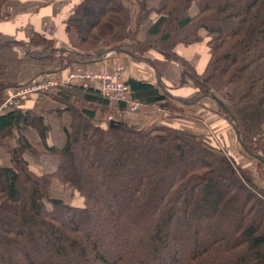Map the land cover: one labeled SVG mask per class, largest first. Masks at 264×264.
Here are the masks:
<instances>
[{
    "label": "trees",
    "instance_id": "1",
    "mask_svg": "<svg viewBox=\"0 0 264 264\" xmlns=\"http://www.w3.org/2000/svg\"><path fill=\"white\" fill-rule=\"evenodd\" d=\"M5 3L0 0V21L6 18ZM139 5L132 29L123 0H81L65 21L66 30L77 34L70 50L55 48L37 33L27 44L0 35V104L4 92L18 86L26 66L58 74L100 60L109 51L142 60L152 50L182 66L180 86L190 83L197 90L186 102L198 103L211 91L226 93L228 104L218 103V113L236 129L257 169L264 167V0H160L151 10L143 1ZM193 5L197 12L190 16ZM152 12L157 19L139 41L138 30ZM202 32L210 59L197 75L174 50L201 43ZM124 83L139 109L169 98L160 81L158 87ZM58 88L56 100L71 116L62 149L45 144L48 127L37 114L14 109L0 116V147L10 159V167H0V264L14 259L17 264H264V189L254 183L250 170L188 131L135 130L115 121L101 128L94 124L93 110L78 112L70 101L108 105V100L91 87ZM118 104L129 110L124 102ZM29 128L38 132L46 154L57 158L52 174L38 176L30 170L24 153L40 154L23 134ZM8 137L15 139L14 148L6 147ZM113 144L126 149L106 169H95L103 147ZM75 149L85 155L81 164L88 167L90 181L77 173ZM144 165L146 171L138 170ZM156 170L164 174L148 173ZM54 178L73 188L83 206L53 199Z\"/></svg>",
    "mask_w": 264,
    "mask_h": 264
},
{
    "label": "crops",
    "instance_id": "2",
    "mask_svg": "<svg viewBox=\"0 0 264 264\" xmlns=\"http://www.w3.org/2000/svg\"><path fill=\"white\" fill-rule=\"evenodd\" d=\"M80 2L81 0H6V18L0 21V35L27 44L31 34L37 33L43 38L51 40L55 48L70 50L71 46L77 42V34L73 29L66 30L65 21ZM158 3L159 0L147 1L148 6L153 9ZM136 16L137 8L135 7L131 17L132 29H135ZM151 20L153 19L151 18ZM145 28L144 25H141L138 30L137 39L139 41H143L145 38ZM175 52L191 65L197 75H201L205 71L210 57L205 41L189 47L179 45ZM18 53L22 56L24 52L18 50ZM116 68H121L123 82L136 80L158 87V81H160L164 85L170 100L156 102L149 107L140 108L136 112L126 111L127 108L118 103L110 102L108 105H96L88 101L83 102L84 105L93 106L95 112L101 114L103 121H124V123L139 130L150 126L184 130L202 136L212 148L218 146L231 154H234V151L240 152L241 145L235 130L229 122L217 114V104L221 103L220 98L213 95L209 98H203L198 103L186 102V100L194 97L197 90L190 83L180 86L182 66L166 60L158 52L148 51L142 60H138L125 52H113L100 60L71 65L66 71L56 75L61 79H66L68 74L79 70L100 71L107 69L112 71ZM43 71L38 66L24 67L20 74L19 84L35 80L38 76L43 75ZM14 90H6L4 92L5 99L12 97ZM59 91L60 88H55L50 93L15 99L13 100L14 105H11L9 111L20 109L42 117L44 124L48 127L45 133V144L62 149L66 143L65 128H69L71 116L68 112H64L65 105L56 100V97L60 98L58 96ZM167 102L170 103L169 108L175 110L174 112L166 107ZM59 110L61 111L58 112ZM23 134L30 145L40 154L34 156L30 152L24 153L30 170L36 175H43L47 172L53 173L57 167V158L46 154L38 132L29 128L24 130ZM5 145L7 148H14L16 146L15 139H6ZM2 150L4 149L0 147V167H10L9 154L4 155ZM240 161L244 168L252 172L255 183L264 189V174L260 170L258 171L257 166L248 161L247 157Z\"/></svg>",
    "mask_w": 264,
    "mask_h": 264
},
{
    "label": "rangeland",
    "instance_id": "3",
    "mask_svg": "<svg viewBox=\"0 0 264 264\" xmlns=\"http://www.w3.org/2000/svg\"><path fill=\"white\" fill-rule=\"evenodd\" d=\"M127 5H128V7H129V10H130V16L132 17V10L136 7L137 8V14H138V12H139V10H140V5H139V3L141 2V1H143V2H145L146 3V5H147V7H146V9H148V10H151V9H153V8H150L149 6H148V4H147V1L148 0H123ZM151 1V0H150ZM159 2H160V0H159ZM159 6V3H158V5H156V8ZM155 8V9H156ZM196 12H197V9H196V7L193 5L192 6V8L190 9V11H189V14H190V16H194L195 14H196ZM151 18L153 19V20H151ZM132 19V18H131ZM136 19V18H135ZM157 19V15L155 14V12H152L151 13V15H150V17H149V19L143 24L145 27H147L149 24L148 23H153L155 20ZM132 21V20H131ZM142 25V26H143ZM146 29V28H145ZM202 38H203V41L201 42V43H203L204 41H205V43L207 42V39L205 38V34L202 32V34L200 35ZM198 44H200V43H198ZM195 45V44H194ZM179 46V45H178ZM181 46H183V45H181ZM191 46H193V45H191ZM72 47V46H71ZM184 47H186V46H184ZM187 47H189V46H187ZM206 47L208 48V46L206 45ZM176 49V48H175ZM18 50H20V49H18ZM73 51V50H72ZM175 51V50H174ZM110 52V51H109ZM208 52H209V54H210V51H209V48H208ZM176 53V52H175ZM57 56H59V55H57ZM109 56V55H108ZM180 57V56H179ZM102 58H104V57H102ZM144 58V57H143ZM209 59H210V57H209ZM208 62H209V60H208ZM208 64V63H207ZM33 66V65H32ZM191 66V65H190ZM38 67H40V66H38ZM40 68H42V67H40ZM54 68H57V65L55 64V66H54ZM43 69V68H42ZM44 70V69H43ZM22 71V70H21ZM64 71H66V70H64ZM94 71H96V70H91V69H89V70H79V71H76V72H74V73H72V74H74V75H76L77 77L78 76H80L81 74H84V72H94ZM63 72V71H62ZM21 74V73H20ZM40 78H48V79H50V80H53V79H55V80H58V85L55 87V88H58V86L59 85H74V84H79V85H82V83L81 82H79V80H76V81H73V80H71L70 79V74H68L67 76H66V79L64 78V79H61L58 75H56V74H48V73H44V71H43V75H40V76H38L37 78H35V80L36 79H40ZM26 82H29V81H26ZM26 82H24V83H26ZM20 83V75H19V79H18V86L16 87V88H18L20 85H22V84H19ZM23 83V84H24ZM92 86V85H91ZM90 87V86H89ZM16 88H12V89H16ZM55 88H53V89H55ZM53 89H51L49 92H46V93H50ZM14 93H15V90H14ZM211 93V97L213 96V95H216L218 98H220V102L223 104V105H227L228 104V100H227V97H226V93H223V92H214V91H211L210 92ZM42 94H45V93H42ZM131 96V95H130ZM5 97V96H4ZM206 98H209V97H206ZM8 99H5L4 101H3V103L4 102H6ZM168 100H170L169 98H167V101ZM113 103H115V102H113ZM1 105V104H0ZM12 105H14L13 104V101H12ZM71 106H73L74 108H76V110L78 111V112H81L82 110H84V109H88V110H93L94 111V114H95V116H94V124H96L97 126H99V127H101V128H105L106 127V125H107V123L108 122H105V121H103L102 120V117H101V114H99V113H97V112H95V109H94V107H90V106H88V105H84L83 103H81V102H76V101H72V103L70 104ZM76 106V107H75ZM218 108H219V105L217 104V114L220 116V114L218 113ZM96 114H97V118H96ZM222 119H224L222 116H220ZM225 120V119H224ZM110 122V121H109ZM116 122V121H115ZM119 122H123L124 123V121H119ZM228 122V121H227ZM128 125V124H127ZM129 126V125H128ZM130 128H132V129H134L133 127H131V126H129ZM154 128H157V130H158V132L160 131L161 132V130H159L160 128H163V126H161V127H157V126H150V127H148V128H144V129H154ZM169 128V127H168ZM135 130H139V129H135ZM141 130V129H140ZM235 130V132H236V129H234ZM159 132V133H160ZM236 134H238L237 132H236ZM200 138H202V140L206 143V141H205V139H203V137L202 136H199ZM8 138H10V137H8ZM8 138H6V139H8ZM6 139H5V141H6ZM14 139V138H13ZM16 142V141H15ZM240 143V142H239ZM209 147H211L208 143H206ZM3 148V147H2ZM212 148V147H211ZM241 149H240V152H237V151H234V154H231V153H229L228 151H226L224 148H220V147H213V149L215 150V151H220V150H223V151H226V152H228L235 160H236V162L240 165V166H242L241 165V159H244L245 157H247L248 158V161H250V162H253L256 166H257V160L256 159H254V158H251V157H249L247 154H246V152L245 151H243V148H242V146L240 147ZM4 149V148H3ZM125 150L126 149V147H124V146H122L121 144H113L112 145V148H110V149H106V148H104L103 147V150H101V154L98 156V158H99V161H100V165L99 166H97V167H95V169H98V167L99 168H107L108 167V163H110V162H112V161H114V159H115V156H117V154H118V151H121V150ZM5 150V149H4ZM4 150H2V153L4 154V155H8L7 154V152L6 151H4ZM50 156V155H49ZM48 156V157H49ZM242 157H244V158H242ZM74 158H75V163H76V166H77V173L79 174V175H82V177L86 180V181H90L89 179H90V171L88 170V167L85 165H83L82 166V164H81V161L82 160H84V158H85V155H83V153H80L77 149H75V152H74ZM189 160V157H187L183 162H187ZM131 164L132 165H136L135 164V162H131ZM9 166H10V164H9ZM145 166H147V165H144L142 168H140V167H138V170H142L141 172H143V171H146L148 168L147 167H145ZM243 167V166H242ZM244 168V167H243ZM132 166L131 165H129L128 163H127V167H126V172H129V174L130 175H132V173H130L131 171H132ZM153 169V168H152ZM245 169H247V168H245ZM155 170V169H154ZM248 170V169H247ZM258 171L260 170V172H262L263 174H264V167H262L261 169H257ZM157 172V170L154 172V173H151V172H148V173H150V175H154L155 173ZM92 173V172H91ZM49 174H52V173H43V175H49ZM164 173H161V172H157V175H163ZM38 176H42V175H38ZM140 177H142V173H140L139 175H134V178L135 179H138V178H140ZM162 177V176H161ZM82 179V178H81ZM256 182H258V180L256 179ZM126 182H122L121 184H125ZM220 183V182H219ZM254 183H255V181H254ZM256 184V183H255ZM260 184V183H259ZM257 185V184H256ZM258 186V185H257ZM21 187V186H20ZM92 188L94 187V186H91ZM125 187H126V185H125ZM127 187H128V185H127ZM259 187V186H258ZM220 190H223L224 189V184H219V187H218ZM260 188V187H259ZM21 189H22V187H21ZM262 189V188H261ZM50 196L53 198V199H59V200H61V201H63L66 205H68V206H71V207H77V208H79V207H82L83 206V202H82V199H81V197L79 196V194L73 189V188H71L70 186H68V185H62L57 179H52V183H51V191H50ZM15 222V221H14ZM16 222L18 223V220H16ZM12 227H16V223H14L13 225H11ZM128 228H130L131 226L130 225H128L127 226ZM4 232V231H3ZM176 237V239H178V236H175ZM214 237V236H213ZM212 238V237H211ZM211 238H209V239H211ZM37 239V236L35 237V240ZM177 242H179L180 243V241H178V240H176ZM38 242V240H36V243ZM182 244V243H181ZM40 246V245H39ZM29 246H27V248H28ZM0 254H3V251L0 249ZM17 262H18V260L17 259H14L13 260V264H17Z\"/></svg>",
    "mask_w": 264,
    "mask_h": 264
},
{
    "label": "built area",
    "instance_id": "4",
    "mask_svg": "<svg viewBox=\"0 0 264 264\" xmlns=\"http://www.w3.org/2000/svg\"><path fill=\"white\" fill-rule=\"evenodd\" d=\"M121 71V68H116L112 71L103 69L94 72H84L78 77L70 74V79L73 81L79 80L84 88L92 87L99 92L102 98L109 102H124L131 112H136L139 109V104L130 99L131 92L121 79ZM58 83V80L55 79L40 78L20 85L15 89L13 96L0 105V116L9 111L13 100L49 92Z\"/></svg>",
    "mask_w": 264,
    "mask_h": 264
},
{
    "label": "water",
    "instance_id": "5",
    "mask_svg": "<svg viewBox=\"0 0 264 264\" xmlns=\"http://www.w3.org/2000/svg\"><path fill=\"white\" fill-rule=\"evenodd\" d=\"M237 132V131H236Z\"/></svg>",
    "mask_w": 264,
    "mask_h": 264
}]
</instances>
